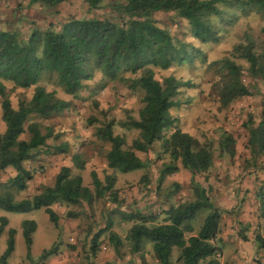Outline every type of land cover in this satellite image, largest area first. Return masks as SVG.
I'll use <instances>...</instances> for the list:
<instances>
[{
  "label": "trees",
  "instance_id": "16d2710c",
  "mask_svg": "<svg viewBox=\"0 0 264 264\" xmlns=\"http://www.w3.org/2000/svg\"><path fill=\"white\" fill-rule=\"evenodd\" d=\"M28 1L29 4L41 3L53 7L64 0ZM85 1L88 8L93 9L100 7L105 0ZM224 5L244 15L256 12L264 18V0H113L109 2L112 18L92 14L71 17L58 30L49 22L43 31L33 26L27 38L15 27L12 30L0 27V120L5 123L4 132H0V170L10 167L15 171L8 181L1 182L9 183L13 189L24 190L34 176V170L26 166V162L35 160L42 146H46V152L50 151V154L69 151L65 142L47 145L46 138L51 132L48 135L41 132L42 120L62 114L73 100L61 98L56 90H48L39 84L44 75L53 77L56 85L66 94L78 97L84 81L92 79L95 70L110 80L120 72L129 73L121 80L131 91L139 92L141 106L138 117L128 118L123 126L136 129L138 134L131 143H127L123 135L114 133L113 119L96 128L95 137L109 144L105 154L107 168L104 177L100 178L95 170L90 172L96 194L100 197L107 194L112 203L121 201L116 187L118 172L128 173L146 167L147 162L138 153L149 152L159 145L170 159L160 169L159 181L180 168L187 170L192 199L180 200L158 211L154 207L145 209L143 206L132 212L125 210L134 223L126 229L122 238L111 231L110 241L115 246L124 243L130 251L145 248L146 242H151L152 252L160 264H220L216 257L218 247L213 240L220 231L222 211L210 199L212 186L205 188L195 180L197 174L207 172L213 165V144L184 131L180 127L179 116L172 112L180 104L178 95L182 93V88L195 85L174 75L159 81L154 72V68L168 69L191 62L194 46L178 38L169 27L158 24L154 13H175L188 21L192 38L202 43H217L222 37L224 24L233 22L224 15ZM236 58L245 59L250 76L264 83V44L246 32L243 41L233 45L230 55L209 63L217 76L213 86L221 107L253 94L244 82V70L235 61ZM2 80L10 81L16 87H34L30 100L20 99L18 107L14 108ZM104 85L101 84L100 89ZM31 116L40 120L30 119ZM94 120V117H89L87 121L92 124ZM246 128L250 156L255 159L264 153V106L259 121L249 119ZM26 131L29 137L23 138ZM235 143L232 136L226 134L220 146L223 152L233 156ZM72 161L78 170L85 168L79 151L72 155ZM172 183L174 191H177L180 183ZM142 187L151 189L150 186ZM157 187L161 193H166L162 192V186ZM13 196L7 192L0 194V208L10 212L44 208L57 225L60 215L53 209L54 204L76 207L93 195L88 185L83 184L81 174L64 165L56 173L53 184L42 185L38 192L20 201H15ZM255 198L264 217V181L260 182ZM202 209L208 210V213L199 230H196L192 221ZM67 215V218H73L79 212L69 210ZM7 223V217L0 216V232ZM108 226L106 223L95 232L93 250L96 240ZM22 228L29 257L35 221L24 220ZM85 231L91 233L88 229ZM9 232L8 245L0 255V264H9L7 259L14 249L15 229L11 228ZM255 241L264 248V235L257 234ZM174 247L179 248L176 262L171 258ZM56 248L57 244H54L43 255L53 254Z\"/></svg>",
  "mask_w": 264,
  "mask_h": 264
},
{
  "label": "rangeland",
  "instance_id": "374dc122",
  "mask_svg": "<svg viewBox=\"0 0 264 264\" xmlns=\"http://www.w3.org/2000/svg\"><path fill=\"white\" fill-rule=\"evenodd\" d=\"M111 1L113 0H105L100 7L89 9L85 0H64L53 7H47L41 3L29 4L28 0H0V27L7 30H12L15 27L27 38L33 26L43 31L48 27L49 22L53 24L54 29L58 30L63 22L71 17L92 14L112 18V10L109 6ZM223 11L224 15L228 19H232L233 22L222 23L225 27H223L222 37L217 43H202L192 38L188 21L175 13L155 12L154 16L158 24L169 27L178 38L194 46L191 62L177 64L168 69L154 68L155 78L162 81L165 76L174 75L178 79L191 81L195 85L182 88V93L178 95L180 104L172 109V112L179 116V124L184 131L197 136L202 141H210L213 144V165L207 172L197 174L195 180L206 188L212 186L213 189L215 186H219L230 189L233 186H255L253 190L256 192L260 182L264 181V153L255 159L250 156L246 123L249 119L258 122L261 118L264 106V83L260 79L250 76L249 64L245 59L236 58L235 61L243 67L244 82L250 86L253 94L240 98L226 107H221L213 86L217 76L214 67L209 66V63L225 55H230L233 45L243 41V34L246 32L250 33L256 41L264 44V32L262 31L264 18L256 12L244 15L233 7L225 5ZM190 50L192 49L190 48ZM123 75L130 74L120 72L115 79L110 80L104 77L99 70H95L92 79L84 81V86L78 92V97H72L63 92L56 85L53 77L44 75L39 81V84L44 85L48 90H56L59 97L73 99H70L71 106L62 114L43 119L44 125L41 128L42 134L48 135L51 132L46 138L47 145L65 142L68 143L69 151L64 154H50V151L46 152V146H42L38 157L33 161L26 162V166L34 170V176L27 182L25 189L29 187L33 193L38 192L42 185L54 183L55 175L62 166L70 165L74 172L81 174L83 184L88 185L93 196L76 207L54 204V209L62 215V218L68 217L69 210L79 212L77 216L78 228H81L83 232L87 229L91 233L98 232V229L105 226L106 223H113L118 231L126 232L134 220L129 219V214L124 211L132 212V210L141 209L146 204L150 207V203L154 200L150 198H154V194H156L154 188L150 189L147 199L144 200L146 194L141 190V186H173L172 182L175 181L169 177H178L181 180L179 186H190L191 190L189 172L181 168L169 177L167 175L162 182L159 181L160 169L170 159L162 152L159 145H155L149 152L138 153L147 162L146 167L125 174L122 186L126 187H122L119 191L123 194L130 192L129 197H121V201L112 203L107 194L102 197L96 194L90 172L96 170L100 178L104 177L105 154L109 148L108 143L95 137L96 128L113 119L115 121L114 133L123 135L127 143H131L138 134L136 129L123 126L128 118L138 117L141 106L139 92H133L125 85L121 80ZM2 82L14 108L18 107L20 99L30 100L34 87L21 88L16 87L10 81L2 80ZM103 83L105 85L100 89V85ZM1 101L2 95H0V117L2 115ZM89 117L95 118L92 124L87 121ZM30 119L40 120L34 116H31ZM4 130L5 123L0 120V132H4ZM226 134L232 136L236 142L233 156L223 152L220 146L221 139ZM22 137L28 138L29 133L26 131ZM158 144H160L159 141ZM78 151L85 161L83 170L75 168L72 161V155ZM14 172L10 167L0 170V186H5L0 187V194L11 193L14 195L15 201H20L26 198L23 190L13 189L9 183H3L8 181ZM7 212L9 216L5 215ZM207 213L206 209L197 213L196 219L192 221L196 230H199ZM0 216L10 217L9 222L0 232V255L7 248L9 230L15 228L14 249L8 258L10 264H45L44 258L51 254L44 256V251L49 250L56 240L64 245L70 242L72 236L75 243L72 241L70 244L82 241H78V234L70 236L64 232L57 236L51 227L53 222L44 208L28 212H10L0 208ZM30 219H34L36 228L32 233L33 243L30 246V255L27 257V245L21 224L24 220ZM256 219L261 222V226L264 225V217L260 212ZM146 243L151 251V242ZM178 255L179 248L174 247L171 256L173 262Z\"/></svg>",
  "mask_w": 264,
  "mask_h": 264
},
{
  "label": "crops",
  "instance_id": "0c3cea01",
  "mask_svg": "<svg viewBox=\"0 0 264 264\" xmlns=\"http://www.w3.org/2000/svg\"><path fill=\"white\" fill-rule=\"evenodd\" d=\"M106 168L107 164L105 160V168L103 170H106ZM88 169L91 170L92 168ZM125 174L127 173L118 172L116 187L119 190L122 187H126L122 186L126 177ZM169 178L172 181L181 183L178 177ZM173 187L162 186V192L166 191V193H161L157 186H150L151 189L154 188L156 191L154 198H150L151 200L154 199L153 204L150 203V207L146 204L143 208L154 207L158 211L159 208H166L168 205L175 204L180 200L192 199L189 186H179L176 189L177 191H174ZM203 187L206 188V186ZM254 188L255 186H233L228 189L215 186L212 190L210 189L209 196L211 201L222 211L220 231L213 240L214 244L218 247L216 257L220 264H264V248L259 247L255 241L257 234L264 235V225L261 226V222L256 219L260 211L258 201L255 198ZM141 190H144V194H146L144 200L147 199V193L150 191L143 189V187ZM23 193H25L26 197L33 194L29 190V187L24 189ZM129 195L130 192L123 194L119 191L120 199L121 197L127 198ZM5 215L9 216V213L7 212ZM59 215L58 224L55 225L53 223L51 225L56 235L60 236L64 232L70 236L78 234V241H82L72 246L69 244L72 241L75 243L73 236L66 245L56 240L54 244H57V248L51 256L44 258L45 264H160L152 250H149L148 245L145 248H138L134 251H130V247L127 248L124 243H118L115 246L110 241V232L117 233L121 238L125 236V232L123 230L122 232L121 230L118 231L113 223H108V228L96 240L93 250L91 246L96 233L87 234L88 231L83 232L81 228H78L77 217L62 218V215ZM9 219L10 217H7L8 222ZM128 246L130 245L128 244ZM8 263L10 264L9 261Z\"/></svg>",
  "mask_w": 264,
  "mask_h": 264
}]
</instances>
